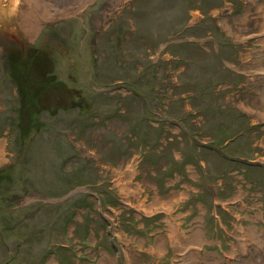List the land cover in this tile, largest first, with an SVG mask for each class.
Masks as SVG:
<instances>
[{
	"label": "rangeland",
	"instance_id": "rangeland-1",
	"mask_svg": "<svg viewBox=\"0 0 264 264\" xmlns=\"http://www.w3.org/2000/svg\"><path fill=\"white\" fill-rule=\"evenodd\" d=\"M0 264H264V0H0Z\"/></svg>",
	"mask_w": 264,
	"mask_h": 264
},
{
	"label": "water",
	"instance_id": "water-1",
	"mask_svg": "<svg viewBox=\"0 0 264 264\" xmlns=\"http://www.w3.org/2000/svg\"><path fill=\"white\" fill-rule=\"evenodd\" d=\"M69 91H71V92H75V90H73V89H71V90H69ZM81 99H79V100H77L76 102H70V104H69V106L71 107V108H75V107H79V103H81Z\"/></svg>",
	"mask_w": 264,
	"mask_h": 264
},
{
	"label": "flooded vegetation",
	"instance_id": "flooded-vegetation-1",
	"mask_svg": "<svg viewBox=\"0 0 264 264\" xmlns=\"http://www.w3.org/2000/svg\"><path fill=\"white\" fill-rule=\"evenodd\" d=\"M73 93H74V95H75V92H73ZM75 100L77 101V100H79V98L76 97ZM76 101H70V102H76ZM70 102H69V104H70ZM81 103H82V101H81ZM81 103H79V107H75V109H76V108H77V109H80V110H79L80 113L85 111V109H83V108L81 109V107H80V106H81Z\"/></svg>",
	"mask_w": 264,
	"mask_h": 264
}]
</instances>
